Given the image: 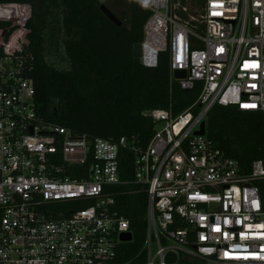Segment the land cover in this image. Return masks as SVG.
<instances>
[{
  "label": "built area",
  "instance_id": "obj_1",
  "mask_svg": "<svg viewBox=\"0 0 264 264\" xmlns=\"http://www.w3.org/2000/svg\"><path fill=\"white\" fill-rule=\"evenodd\" d=\"M131 1L150 13L137 60L151 68L166 53L171 81L199 90L175 116L146 112L154 134L132 149L134 182L146 193L143 260L116 261L131 240L109 188L120 183L126 139L36 122L22 54L30 7L0 5V20L16 26L8 37L0 29V264H264V162L242 171L206 138L205 123L215 105L264 117V0ZM66 203L81 207L62 210Z\"/></svg>",
  "mask_w": 264,
  "mask_h": 264
},
{
  "label": "trees",
  "instance_id": "obj_2",
  "mask_svg": "<svg viewBox=\"0 0 264 264\" xmlns=\"http://www.w3.org/2000/svg\"><path fill=\"white\" fill-rule=\"evenodd\" d=\"M0 5H28L27 44L22 48L27 77L33 81L35 120L89 138L127 141L120 152L119 181L109 187L116 212L129 223L131 240L120 245L118 262H142L146 234V193L133 178V148L144 149L155 131L146 112L168 110L175 116L197 98L198 88L181 89L170 79L169 60L160 53L155 67L132 57L143 40L149 11L131 0H0ZM107 8L117 27L100 11ZM4 18V17H3ZM16 28L0 20L6 37ZM206 138L248 172L264 162V117L215 105L206 117ZM66 176L75 178L69 171ZM264 209V181H259ZM80 208L66 203L62 210ZM67 213H65V216Z\"/></svg>",
  "mask_w": 264,
  "mask_h": 264
},
{
  "label": "water",
  "instance_id": "obj_3",
  "mask_svg": "<svg viewBox=\"0 0 264 264\" xmlns=\"http://www.w3.org/2000/svg\"><path fill=\"white\" fill-rule=\"evenodd\" d=\"M144 2V0H143ZM148 3V0H147ZM146 3V4H147ZM100 11L103 13V15L115 26L119 27L121 26V22L103 5L100 7ZM141 56V46L140 44H135L132 48V57L134 59H138ZM173 77L175 79H183L185 77V72L184 71H174ZM204 130H205V123L202 122L200 124V130L195 133V135H204ZM130 237L128 234H124L121 236V240L123 241H129Z\"/></svg>",
  "mask_w": 264,
  "mask_h": 264
},
{
  "label": "rangeland",
  "instance_id": "obj_4",
  "mask_svg": "<svg viewBox=\"0 0 264 264\" xmlns=\"http://www.w3.org/2000/svg\"><path fill=\"white\" fill-rule=\"evenodd\" d=\"M6 13H8V14H15V13H13L11 10H4ZM8 14H5V13H3V15H2V17H8L9 15ZM10 17V16H9Z\"/></svg>",
  "mask_w": 264,
  "mask_h": 264
},
{
  "label": "clouds",
  "instance_id": "obj_5",
  "mask_svg": "<svg viewBox=\"0 0 264 264\" xmlns=\"http://www.w3.org/2000/svg\"><path fill=\"white\" fill-rule=\"evenodd\" d=\"M144 3L146 4L147 3V0H144Z\"/></svg>",
  "mask_w": 264,
  "mask_h": 264
}]
</instances>
